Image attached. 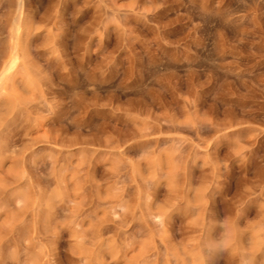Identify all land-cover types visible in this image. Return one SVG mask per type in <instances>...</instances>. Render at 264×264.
I'll return each mask as SVG.
<instances>
[{"label":"clouds","instance_id":"obj_1","mask_svg":"<svg viewBox=\"0 0 264 264\" xmlns=\"http://www.w3.org/2000/svg\"><path fill=\"white\" fill-rule=\"evenodd\" d=\"M0 264H264V0H0Z\"/></svg>","mask_w":264,"mask_h":264}]
</instances>
